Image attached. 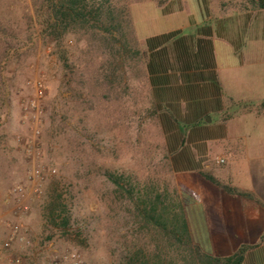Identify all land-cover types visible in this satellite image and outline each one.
I'll use <instances>...</instances> for the list:
<instances>
[{"label":"rangeland","instance_id":"obj_1","mask_svg":"<svg viewBox=\"0 0 264 264\" xmlns=\"http://www.w3.org/2000/svg\"><path fill=\"white\" fill-rule=\"evenodd\" d=\"M42 1L0 0V264H15L10 259L43 264L48 251H37L48 244L59 251H78L87 264H116L121 236L130 238L136 225L133 204L118 195L104 171L175 184L156 117L149 111L143 63L118 62L114 75L119 85L108 93L97 84L93 87L79 63L92 55L86 49L93 52V47L85 48L80 34H67L60 44L33 34ZM62 50L68 68L60 58ZM35 79L42 81L44 91L38 134L22 110V103L35 95ZM32 143L33 152H26ZM33 165L54 173L47 174L42 193L27 200L30 209L22 216L32 246L13 242L4 250L1 241L14 220L7 194L25 183ZM52 180L60 184L71 231L77 234L65 235L44 221L45 192Z\"/></svg>","mask_w":264,"mask_h":264},{"label":"crops","instance_id":"obj_2","mask_svg":"<svg viewBox=\"0 0 264 264\" xmlns=\"http://www.w3.org/2000/svg\"><path fill=\"white\" fill-rule=\"evenodd\" d=\"M129 12L193 242L214 256L249 244L240 264H264V8L140 0Z\"/></svg>","mask_w":264,"mask_h":264},{"label":"trees","instance_id":"obj_3","mask_svg":"<svg viewBox=\"0 0 264 264\" xmlns=\"http://www.w3.org/2000/svg\"><path fill=\"white\" fill-rule=\"evenodd\" d=\"M136 1L140 0H43L35 11L34 24L38 31L32 32L59 44L67 34H80L85 48L93 47V52L86 49V54L92 55L79 62L88 72L87 83L93 87L97 84L108 93L109 89L114 90L119 85L114 75L118 62L124 63L126 59L144 61V52L139 46L129 12V5ZM235 3L240 8H264V0ZM60 58L68 68L65 51H61ZM81 74L84 76L83 71ZM149 111L155 115L152 103ZM104 175L115 186L118 195L133 204L132 222L136 225L130 238L121 236L119 246L122 251L116 264H240L245 251L251 247L241 244L228 256L207 254L191 238L173 182L140 181L131 174L107 169ZM202 175L228 193L259 202L251 193L221 185L208 173ZM46 189L45 223L65 235L77 234V231H71L59 182L50 181ZM259 242H264V230Z\"/></svg>","mask_w":264,"mask_h":264},{"label":"built area","instance_id":"obj_4","mask_svg":"<svg viewBox=\"0 0 264 264\" xmlns=\"http://www.w3.org/2000/svg\"><path fill=\"white\" fill-rule=\"evenodd\" d=\"M30 83V82H29ZM35 95L22 103L23 118L27 119L32 125L34 134H38V123L43 115L42 99L44 97L43 85L40 79H35L31 82ZM33 134V135H34ZM21 138L17 137L19 141ZM22 140V139H21ZM33 142V141H31ZM33 144L26 147V152H33ZM223 160L218 159L216 162L221 163ZM54 170L46 171L41 165H33L26 175L25 183L15 185L7 194L8 201H12V216L14 220L8 223L7 235L1 241V248L10 250L13 242H18L21 247L31 248L32 243L26 236L25 225L23 224L22 216L26 215L30 209L28 199L39 196L42 193L41 185L47 174L52 175ZM51 244L43 245L39 252H45L43 256V264H87L78 251L74 249L59 251L55 248H50ZM47 248H49L47 250ZM33 256V255H32ZM10 262L19 264L18 259H10Z\"/></svg>","mask_w":264,"mask_h":264}]
</instances>
